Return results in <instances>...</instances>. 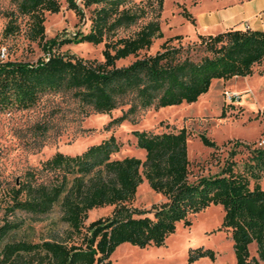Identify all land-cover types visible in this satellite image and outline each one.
<instances>
[{"label":"trees","instance_id":"trees-1","mask_svg":"<svg viewBox=\"0 0 264 264\" xmlns=\"http://www.w3.org/2000/svg\"><path fill=\"white\" fill-rule=\"evenodd\" d=\"M65 1L81 19L89 20L88 29L45 38L44 13L58 11L60 0H12L15 9L6 12L3 34L18 31L26 17L27 37L46 55L34 61L0 59V112L27 108L45 92L69 91L91 111L127 105L109 119L105 127H110L133 121L141 108L192 102L208 90L213 78L251 75L254 65L264 60V29L249 26L197 32V39L187 43L177 33L154 53L140 55L162 36L163 0ZM181 12L194 23L188 9L182 7ZM138 22L132 33L117 34ZM82 40L102 43V59L54 49ZM129 55L134 58L128 63L116 64ZM132 133L135 145L145 151L143 158L113 157L122 142L110 133L79 152L55 150L38 166L26 168L0 205V264H114L110 254L120 243L160 244L177 221L188 223L189 214L211 203L223 208L219 227L230 233L235 264H264V187L259 182L264 175V128L258 140L234 138L221 145L200 132V140L214 148L210 158L218 159V168L193 174L185 127ZM226 145L220 162L215 150ZM143 179L164 196L148 208L131 204ZM55 204L59 220L50 219L34 239L31 221L42 220ZM103 205H113L110 213L85 223L88 211ZM59 221L65 226H58ZM202 255L212 257L213 250L190 247L187 264Z\"/></svg>","mask_w":264,"mask_h":264},{"label":"rangeland","instance_id":"rangeland-1","mask_svg":"<svg viewBox=\"0 0 264 264\" xmlns=\"http://www.w3.org/2000/svg\"><path fill=\"white\" fill-rule=\"evenodd\" d=\"M79 1V0H77ZM198 0H163L159 16L162 36L153 39L147 49L140 51L154 53L167 37L181 33V42L197 39L202 28L186 18L182 7L188 9ZM61 7L56 12L45 11V38L56 34L72 35L77 30L86 31L89 20L81 19L72 8L66 7V1L60 0ZM249 13L256 11L254 22L264 23V0L250 3ZM15 9L12 0H0V59H23L34 61L44 57L46 52L36 40L27 37L26 17L22 18L18 31L4 35L2 30L7 20L6 12ZM20 19V18H19ZM141 22L121 28L118 35L130 34ZM248 23H245V26ZM217 27L208 28L207 33H216ZM203 32V31H202ZM204 33V32H203ZM176 43L177 40H172ZM102 43L69 41L54 49L72 52L84 58L102 59ZM198 51L196 54H201ZM193 54V57H196ZM134 57L129 55L118 59L116 64H125ZM220 80V81H217ZM216 78L211 81L208 90L192 102L182 101L159 107L148 106L139 109L133 121L123 120L119 124L105 127L112 116L120 114L127 105L112 109L110 112L91 111L82 107L69 91H49L40 95L37 101L27 108H9L0 112V205L6 200L5 191L22 177L28 167L38 166L55 150L75 153L87 145L98 142L113 133L122 145L113 157L136 155L144 157L145 151L135 145L133 129H151L154 131L176 130L185 127L187 151L191 173H207L217 170V158H210L213 147L205 145L199 138L204 132L218 145L229 139L239 138L245 141L258 140L264 128V60L254 65L251 75L233 76L229 79ZM222 82V83H221ZM238 95V98L234 96ZM224 108V114L221 109ZM220 162L227 154V145L215 150ZM239 153L235 158H239ZM264 187V175L259 180ZM164 196L150 187L143 179L137 187L131 204L138 207H150ZM113 205H103L90 209L85 223L98 216L110 213ZM60 210L55 204L42 220L31 221L36 232L44 230L50 219L59 220ZM223 208L211 203L205 208L188 215L189 222H176L175 229L160 244L138 246L130 242L120 243L110 254L114 264H187L188 249L202 245L213 250V256L202 255L190 264H235V255L230 233L220 224ZM60 227L65 224L58 223ZM253 249V247H252Z\"/></svg>","mask_w":264,"mask_h":264},{"label":"crops","instance_id":"crops-1","mask_svg":"<svg viewBox=\"0 0 264 264\" xmlns=\"http://www.w3.org/2000/svg\"><path fill=\"white\" fill-rule=\"evenodd\" d=\"M254 1L257 0H198L191 4L193 7L189 5L188 10L194 18V23L199 29L201 27L204 33L213 27H217L219 31L229 27L244 28L245 23H248L250 28L264 29V23L259 24L253 20L262 9L249 13L250 3ZM202 31L200 33H203Z\"/></svg>","mask_w":264,"mask_h":264},{"label":"built area","instance_id":"built-area-1","mask_svg":"<svg viewBox=\"0 0 264 264\" xmlns=\"http://www.w3.org/2000/svg\"><path fill=\"white\" fill-rule=\"evenodd\" d=\"M246 26H248V25H246ZM234 96V95H233ZM235 98H238V95H235L234 96ZM262 113H263V115H264V108H263V110H262Z\"/></svg>","mask_w":264,"mask_h":264}]
</instances>
